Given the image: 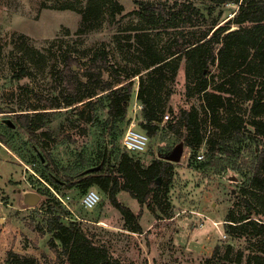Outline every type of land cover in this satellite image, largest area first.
<instances>
[{
    "label": "rangeland",
    "instance_id": "1",
    "mask_svg": "<svg viewBox=\"0 0 264 264\" xmlns=\"http://www.w3.org/2000/svg\"><path fill=\"white\" fill-rule=\"evenodd\" d=\"M112 1H98L94 27L79 33V11L86 9L90 0H0V134L5 140L0 141V264H8L10 250L29 257V264H70L63 253L58 256L50 246L52 232L41 233L32 228L36 222L47 224L49 218L40 210L46 196L39 190L45 187L69 210L65 221L82 219L88 234L101 240L110 258L122 264H264L253 258L264 256V229L249 224L237 234L226 231V222H233L229 216L239 217L247 212L244 198L264 219V191L251 188L242 193V188H249L246 174L224 157L218 166L196 167L200 161L191 155L183 140L168 131L150 137L146 151L133 152L145 165L154 158L171 160L174 165L168 189L162 184L150 198L152 208L125 189L116 192V202L132 210L136 220L117 206L110 193L97 186L90 188L98 191L100 201L95 207L86 208L82 203L86 191L80 184L69 186L63 172L59 174L57 167L81 162L83 156L86 162L100 149L104 142L102 123L108 116L103 102L99 106L100 120L88 123L86 134L72 126L67 119L72 111L64 104L66 92L59 75L62 57L72 54L86 61L96 48H106L112 62L124 72L131 71L141 60L122 47L126 34L136 28L147 29L146 39L162 49L168 43V31L174 29H165L164 25L152 28L136 14L134 0H119L125 8L114 13ZM194 2L204 11L212 4L210 0ZM221 8L226 18L234 14L238 4L225 0ZM12 32L25 33L29 39H12ZM22 68L26 74L17 79L14 74ZM215 74L218 78V70ZM169 88V95L167 89L157 95L159 106L164 109L163 118L169 114L162 121L163 126L172 117L169 107L178 110L202 104V95L194 93L187 83L185 59ZM53 99L63 103L48 109L53 112L45 126L31 133L16 121L21 100L33 107H44ZM142 108L135 96L128 118L140 129ZM237 109L246 117L251 115L244 97ZM126 127L121 124L119 130ZM206 128L207 133L230 137L226 128ZM242 167L247 170L245 165ZM41 171L47 172L53 183L45 180Z\"/></svg>",
    "mask_w": 264,
    "mask_h": 264
},
{
    "label": "trees",
    "instance_id": "2",
    "mask_svg": "<svg viewBox=\"0 0 264 264\" xmlns=\"http://www.w3.org/2000/svg\"><path fill=\"white\" fill-rule=\"evenodd\" d=\"M98 1L101 0H90L89 6L79 11V33L94 27L93 19L100 7ZM210 1L212 4L204 11L194 0H134L136 14L152 28L164 25L165 29L168 26L174 29L168 31V43L162 49L146 39L147 29L136 28L126 34L122 47L141 60L131 71L124 72L112 62L106 48H96L86 61L72 54L62 57L59 75L66 92L64 104L72 111L67 116L72 126L86 134V125L100 120L99 106L106 102L103 106L108 109L102 123L104 142L100 149L86 162L83 156L81 162L57 167L69 186L80 184L83 192L92 186L99 187L110 193L117 206L135 220L137 216L132 210L116 202L118 189L129 191L149 208H152L150 198L162 184L168 189L174 169L171 160L154 158L145 165L133 152L121 148L123 134L131 124L130 104L136 96L143 104L142 119L138 123L149 137L162 136L168 131L183 140L196 158L204 148V158L197 159L200 162L195 164L198 168L218 166L224 157L233 167L239 165L241 173L246 174L249 188H242V193L251 188L264 191V0H235L238 9L226 18L221 8L225 0ZM112 2L114 13L124 10L119 0ZM176 20L182 23H175ZM10 35L12 39H29L25 33ZM183 59L187 83L194 93L202 95V104L178 110L169 107L172 117L163 126L164 109L160 108L157 95L165 89L167 95L172 92L169 87ZM25 74L26 69L22 68L14 76L20 79ZM250 75L255 77L249 78ZM243 97L251 109L248 117L237 109ZM55 99L45 102L44 107H33L21 100L16 121L31 133L45 126L53 112L48 109L63 103ZM121 124L127 125L125 130H119ZM207 125L215 130L228 129L230 137L207 133ZM0 141L5 142L1 134ZM242 165L247 167L246 171ZM46 173L41 171L42 177L51 181ZM39 191L46 196L40 210L49 218L47 224L36 222L32 228L41 233L52 232L49 243L58 256L63 253L70 264H122L110 258L101 240L88 234L82 219L65 221L70 212L49 187ZM243 201L247 212L239 217L229 216L233 222H226V231L231 234H237L249 224L264 229V219L257 216L252 202L248 198ZM135 228L141 230L140 226ZM253 258L264 263L263 255ZM7 263L29 264V257L10 250Z\"/></svg>",
    "mask_w": 264,
    "mask_h": 264
},
{
    "label": "built area",
    "instance_id": "3",
    "mask_svg": "<svg viewBox=\"0 0 264 264\" xmlns=\"http://www.w3.org/2000/svg\"><path fill=\"white\" fill-rule=\"evenodd\" d=\"M168 119L169 114L165 115ZM150 137L143 129H140L136 126L135 122H131V124L126 128L123 137H122V145L123 147L130 151L141 153L147 150L149 145ZM204 153L198 152L197 159H203ZM100 201V195L97 190L90 188L83 196L82 203L86 208L95 207Z\"/></svg>",
    "mask_w": 264,
    "mask_h": 264
}]
</instances>
